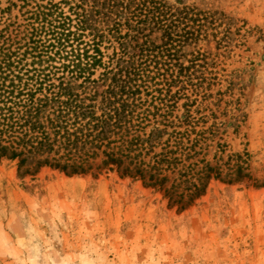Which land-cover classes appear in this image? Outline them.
<instances>
[{
  "label": "trees",
  "instance_id": "trees-1",
  "mask_svg": "<svg viewBox=\"0 0 264 264\" xmlns=\"http://www.w3.org/2000/svg\"><path fill=\"white\" fill-rule=\"evenodd\" d=\"M20 1L14 17L0 10V164L171 181L164 193L186 204L221 177L195 159L191 111L212 16L164 0Z\"/></svg>",
  "mask_w": 264,
  "mask_h": 264
},
{
  "label": "rangeland",
  "instance_id": "rangeland-1",
  "mask_svg": "<svg viewBox=\"0 0 264 264\" xmlns=\"http://www.w3.org/2000/svg\"><path fill=\"white\" fill-rule=\"evenodd\" d=\"M164 1L213 17L196 46L203 80L191 111L203 132L195 159L221 177L186 204L181 189L164 193L171 181L94 167L22 175L3 161L0 264H264V0ZM19 5L0 0L5 17ZM236 165L248 177L229 182Z\"/></svg>",
  "mask_w": 264,
  "mask_h": 264
}]
</instances>
